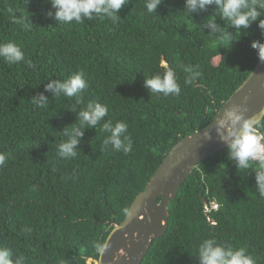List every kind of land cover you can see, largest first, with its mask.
Masks as SVG:
<instances>
[{"label":"trees","instance_id":"1","mask_svg":"<svg viewBox=\"0 0 264 264\" xmlns=\"http://www.w3.org/2000/svg\"><path fill=\"white\" fill-rule=\"evenodd\" d=\"M184 2L163 0L149 14L145 0H129L118 23L58 25L47 15L55 12L50 0H0V43L14 41L25 54L12 65L0 58V247L24 254L27 264H98L97 244L124 222L123 209L170 151L209 126L248 80L260 60L251 44L264 43V31L253 23L240 35L215 5L191 17ZM24 17L30 29L16 23ZM209 19L239 39L212 36ZM162 62L176 70L179 96L145 88L146 77L164 71ZM189 64L200 73L194 84H185L180 67ZM79 71L88 83L79 103L46 90ZM40 94L48 99L43 108L33 103ZM89 102L107 105L108 115L85 128L77 157L62 158L58 144ZM107 120L128 124L131 152L103 146ZM209 237L244 247L264 264V196L254 170L238 169L229 149L193 170L169 205L166 234L142 264H200L196 248Z\"/></svg>","mask_w":264,"mask_h":264},{"label":"clouds","instance_id":"2","mask_svg":"<svg viewBox=\"0 0 264 264\" xmlns=\"http://www.w3.org/2000/svg\"><path fill=\"white\" fill-rule=\"evenodd\" d=\"M129 0H50L55 12L49 11L58 25L71 24L73 21L82 23L85 20L99 18L118 23L121 19L120 10ZM163 0H145L144 7L149 14L158 13V8ZM210 5H215L219 14L230 27L236 29L235 33H242L250 28L253 23L264 31V0H185L183 12L191 17L198 11H206ZM25 29H30L31 19L24 17L16 21ZM214 35L219 33L223 41L238 40L235 33L227 32L220 28L215 19H209L204 25ZM239 35V37H240ZM251 47L258 52L259 59L264 61V43L255 40ZM0 58L9 65L24 61L25 54L22 47L14 41L0 43ZM30 63V62H29ZM164 71L151 78L146 77L144 86L150 94H163L164 96H179L181 85L176 70L162 62ZM186 73L185 84H194L200 73L194 71L192 65H180ZM88 87L85 72L79 71L64 80H55L46 85V90H52L55 97L64 95L76 97L80 102V94ZM33 103L41 108L48 104V99L40 94L33 97ZM108 115L107 105L99 102H89L78 113V125H73L63 135L66 139L58 144V154L62 158L72 159L77 157V146L84 136L85 128H95ZM217 120V119H216ZM215 120V121H216ZM102 131L108 133L103 140V146L111 145L117 151L125 153L133 149V139L128 132V124L124 121L113 123L107 120L102 124ZM217 133L221 139L228 143L229 158L237 162V168L252 169L255 172L256 187L261 196H264V118L246 116L245 111L239 107L228 109L219 119ZM6 155L0 153V166H4ZM255 165V167H253ZM125 217L131 216L128 207L123 209ZM107 241L97 244V250L105 251L109 247ZM196 255L200 264H257L256 258L244 247H235L231 244L220 242L216 237L203 239L196 248ZM0 264H27L24 254L16 253L7 247H0Z\"/></svg>","mask_w":264,"mask_h":264},{"label":"water","instance_id":"3","mask_svg":"<svg viewBox=\"0 0 264 264\" xmlns=\"http://www.w3.org/2000/svg\"><path fill=\"white\" fill-rule=\"evenodd\" d=\"M239 107L246 116L264 118V61L259 60L248 80L220 110L215 120L180 141L167 155L153 179L133 202L131 216L110 234L109 247L98 264H142L153 241L169 227V205L190 179L193 170L216 154L229 149L217 133L219 119L228 109Z\"/></svg>","mask_w":264,"mask_h":264},{"label":"built area","instance_id":"4","mask_svg":"<svg viewBox=\"0 0 264 264\" xmlns=\"http://www.w3.org/2000/svg\"><path fill=\"white\" fill-rule=\"evenodd\" d=\"M210 211L209 207H206V212L208 213Z\"/></svg>","mask_w":264,"mask_h":264},{"label":"rangeland","instance_id":"5","mask_svg":"<svg viewBox=\"0 0 264 264\" xmlns=\"http://www.w3.org/2000/svg\"><path fill=\"white\" fill-rule=\"evenodd\" d=\"M218 61H216V63H217Z\"/></svg>","mask_w":264,"mask_h":264}]
</instances>
